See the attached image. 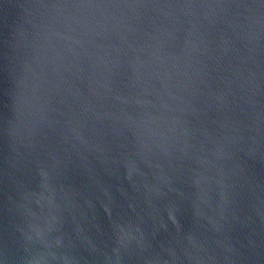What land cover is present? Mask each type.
Wrapping results in <instances>:
<instances>
[{
  "label": "water",
  "instance_id": "obj_1",
  "mask_svg": "<svg viewBox=\"0 0 264 264\" xmlns=\"http://www.w3.org/2000/svg\"><path fill=\"white\" fill-rule=\"evenodd\" d=\"M0 264H264V0H0Z\"/></svg>",
  "mask_w": 264,
  "mask_h": 264
}]
</instances>
